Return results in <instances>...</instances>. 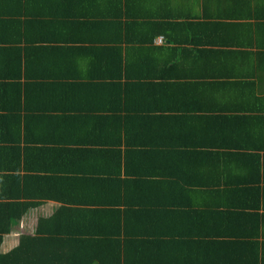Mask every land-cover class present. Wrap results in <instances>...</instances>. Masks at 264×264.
<instances>
[{
    "label": "trees",
    "instance_id": "obj_1",
    "mask_svg": "<svg viewBox=\"0 0 264 264\" xmlns=\"http://www.w3.org/2000/svg\"><path fill=\"white\" fill-rule=\"evenodd\" d=\"M226 1L224 17L252 22L241 47L256 51L257 83L227 74V52L225 73L201 89L181 71L196 51L154 46L122 0H0V32L13 33L0 36V246L16 221L60 204L0 264L184 261L210 244L236 249L239 237L257 258L264 0ZM230 89L254 102L219 104Z\"/></svg>",
    "mask_w": 264,
    "mask_h": 264
},
{
    "label": "crops",
    "instance_id": "obj_2",
    "mask_svg": "<svg viewBox=\"0 0 264 264\" xmlns=\"http://www.w3.org/2000/svg\"><path fill=\"white\" fill-rule=\"evenodd\" d=\"M105 1L111 6H116L115 0ZM127 4L131 7V11L141 16L131 23H140L146 28L147 34H153L152 42L154 46L162 47L163 49H179L181 44H185L182 49L186 47V49L196 51L193 55H189L187 64H182L183 69L181 71L183 74L188 75L191 81L197 83L201 89L207 87L206 84L212 83V79L209 78L211 75L225 73L221 66L224 64L222 61L227 52L230 53V61L232 64L230 66L231 69L228 68L227 74L232 73L234 69L235 73L245 76L244 78L246 81L257 83L256 77L258 71L256 63H254L251 55L256 51L254 49L241 47L242 43L246 45L249 44V40L251 39L249 34L246 36L243 25H248V23L252 22L224 17L228 12L226 0H122L123 7L117 6L124 11L126 8L125 5ZM105 5L109 6L106 2ZM6 9L8 10L7 7ZM4 10V6L0 7V12ZM218 15H222L224 18H217L216 16ZM0 21L6 20L0 19ZM122 21L127 22L128 19H123ZM1 24L6 23H0V25ZM3 34L4 37H6L11 36L13 33H5V31L4 33L3 31L0 32V36ZM112 35L113 41H116L118 38L114 34ZM169 40H171V42ZM174 41H176V44H174ZM222 43L231 44L223 45ZM197 52L201 53L200 56H202V59L197 57ZM208 52L221 53L213 56ZM74 54L72 59L73 68L78 64L75 58L79 53ZM161 54L162 58L166 57L164 53ZM0 56L2 55L0 54ZM59 58H62V56L59 55ZM25 74L26 72H22L23 76H25ZM6 83H8L12 89L15 88V82ZM262 89H264V85L261 86V90ZM234 95V90L230 89L229 91L222 92L216 100L219 104L226 103L233 107L234 103L237 102L242 105L254 102L252 98L235 99ZM253 153L254 152L243 154L245 155L244 160L252 159L251 155H253ZM250 168L252 169V166ZM59 207L60 204L47 202L26 214L21 220L16 221L10 234L4 236L0 246V253L6 254L18 246L21 234L32 235L35 231L37 220L41 217L48 218L52 216ZM249 211L252 213V210ZM34 212L36 220L31 221ZM259 213H263V211L260 210ZM28 222H34L33 232L27 231L26 224ZM223 229L226 233L227 228L223 227ZM217 230L220 231L219 228ZM230 232L235 235H243L249 234L251 231L249 229H244L242 233L241 229L236 226L231 229ZM239 238H241L242 241L237 243L238 240L234 239V243L238 246L233 250L230 249L232 248L231 245L217 243V245L210 244L207 249L201 250V255L196 256V253L191 254L190 257L184 261L149 262L154 264H160V262H167L169 264H264V249H262V246L257 251V258L248 260L249 252H246L243 249L245 247L242 245V243H245L248 239L247 237ZM258 241L261 245L264 244V224L260 228Z\"/></svg>",
    "mask_w": 264,
    "mask_h": 264
},
{
    "label": "rangeland",
    "instance_id": "obj_3",
    "mask_svg": "<svg viewBox=\"0 0 264 264\" xmlns=\"http://www.w3.org/2000/svg\"><path fill=\"white\" fill-rule=\"evenodd\" d=\"M29 220H30V219H29ZM32 220H34V221L36 220L35 212L33 213V216H32V218H31V221H32ZM35 226H36V225H35ZM26 227H27V229H28L27 231H31V232H33V230H34V222H31V223L28 222V223L26 224ZM34 232H35V231H34ZM34 232H33V233H34Z\"/></svg>",
    "mask_w": 264,
    "mask_h": 264
}]
</instances>
